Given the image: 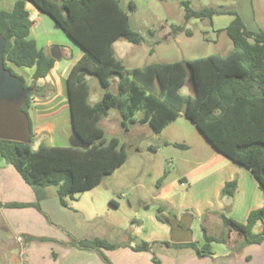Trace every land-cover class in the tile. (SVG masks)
I'll return each instance as SVG.
<instances>
[{"label":"trees","instance_id":"16d2710c","mask_svg":"<svg viewBox=\"0 0 264 264\" xmlns=\"http://www.w3.org/2000/svg\"><path fill=\"white\" fill-rule=\"evenodd\" d=\"M47 13L85 51L71 69L67 89L71 103V131L90 146L50 145L42 142L33 146L35 131L30 117L34 88L37 81L53 69L56 59L39 48L30 36L33 21L26 8V0H17L13 10L0 9V63L1 69L29 90L21 104L28 121L26 140L13 139L0 131V155L20 172L36 194L32 202H2L0 208L34 207L42 212V201L50 197L49 187L64 206L67 198L93 189L103 178L121 167L128 158L126 145L119 137H108L101 120L112 107L121 114V125L128 130L133 122L148 123L156 132L163 131L184 115L190 119L219 152L233 161L248 167L264 190V29L249 28L241 14L227 6L194 8L188 0L185 6L186 23L192 18H213L214 15L231 14V23L225 30L233 42L227 53H212L187 60L152 63L144 67H128L116 54L114 43L121 37L140 44L145 35L133 29L129 10L121 0H29ZM135 3H130V9ZM175 35L191 31L185 25H173ZM150 36L154 35L149 30ZM154 52V48L151 49ZM34 68L32 81L18 73L14 67ZM96 75L105 89L97 102L90 101L87 75ZM119 76L118 90H109L113 75ZM189 79L193 93H184ZM176 146L186 147L183 143ZM166 172L159 180L165 178ZM237 177L227 181L221 197L233 198ZM166 204L158 207V218ZM228 204L221 211L223 223L240 232L246 244L264 241V206L253 210L247 221L226 216ZM164 220H166L164 218ZM263 223L261 231L254 228ZM206 242L198 247L196 242L171 243L142 240L135 249L153 251L158 245L192 247L199 255L211 254V242L222 239L209 235L203 225ZM24 246L32 241H49L52 238L23 234ZM69 245L86 250H97L108 264H114L105 250L118 247L105 238L71 237Z\"/></svg>","mask_w":264,"mask_h":264},{"label":"crops","instance_id":"0c3cea01","mask_svg":"<svg viewBox=\"0 0 264 264\" xmlns=\"http://www.w3.org/2000/svg\"><path fill=\"white\" fill-rule=\"evenodd\" d=\"M16 1L0 0V9L11 11ZM26 8L33 21L30 36L36 40L39 48L45 49V43H41L39 39L46 33L44 31L46 26H53L48 20L50 16L29 0H26ZM55 25L57 26L56 23ZM47 44H52L51 39H47ZM64 44L66 45H60V57L55 58V65L49 72L50 74L59 71L60 81L63 83L61 89L57 90L54 84L50 83L52 81L45 80L44 77L37 81L39 89L34 88L35 94L29 113L35 131L36 146L33 145L35 148L42 142L60 146L77 143L71 131V103L66 81L72 67L80 59L85 58V51L74 40ZM48 53L51 55V52ZM69 56L72 58L71 61L63 60L64 57ZM33 72L34 68H29L27 73L29 82L32 81ZM90 75H87V79ZM66 127L70 128V133L63 136L62 133ZM127 131L144 135L155 130L148 123L136 121L130 124ZM58 132H61L60 136L63 139L67 136L71 143H57ZM199 133L203 135L200 131ZM170 142L180 143L167 141V144ZM151 147L156 148L155 145ZM189 147L186 144V147L182 148ZM213 149L209 157L204 156L197 162L191 163L189 169L183 172L181 181L187 182L186 189L173 192L171 188H167L160 191L159 198L166 204L164 210L172 212L175 209L177 212L174 225L173 220L168 217H165L164 222L157 217L158 206L156 205L140 216L143 226H147L151 231L139 232L138 241L134 242L133 238H122L119 242H115L108 237H100L120 244L115 249L105 250L114 264H264V241L246 244L240 232L224 225L220 213L225 206L231 204L226 216L247 221L253 210L264 206V190L248 167L231 160L214 147ZM203 171L206 173L202 174ZM236 177L238 184L234 197H226L224 201H221L222 188L227 181ZM35 200L36 194L31 185L25 181L14 165L6 163L0 155V201L32 202ZM111 202L117 207L120 206V202L116 199H111ZM42 210L40 212L34 207L0 208V264H108L97 250H86L69 245L70 238L75 236L66 232L62 226L55 224L43 206ZM188 216L194 218V221L187 224L185 217ZM203 225L206 226L209 235L222 239V241L211 242V254L199 255L192 247H175L166 244L154 247L153 251L135 249L142 240L181 244L196 242L198 247H202L206 242ZM262 227L263 223L259 222L254 228L255 232L261 231ZM175 232L183 234V237ZM23 234L49 237L52 240L32 241L24 246Z\"/></svg>","mask_w":264,"mask_h":264},{"label":"rangeland","instance_id":"374dc122","mask_svg":"<svg viewBox=\"0 0 264 264\" xmlns=\"http://www.w3.org/2000/svg\"><path fill=\"white\" fill-rule=\"evenodd\" d=\"M184 0H121L122 5L129 10L131 25L147 38L137 44L124 37L118 39L114 45L116 54L128 67H144L152 63L173 62L187 60L201 55L212 53H227L233 47V42L225 30L234 16L231 14L214 15L213 18H192L186 23ZM194 8L205 6H227L236 9L251 29H264V0H188ZM135 3V8L130 9V3ZM53 26H46V33L40 36L41 43L47 52L60 45H66L73 39L61 27H57L54 20L48 17ZM173 25H185L191 31L175 35ZM149 30L154 32L150 36ZM48 31V32H47ZM51 39L52 44H47ZM154 52L151 53V49ZM71 57L63 60L71 61ZM14 67V66H13ZM15 70L29 78L27 67H14ZM59 71L44 77L50 80L57 90L63 83L60 81ZM119 76L113 75L109 90L117 92ZM30 81V80H28ZM88 82L91 89V101L96 102L102 98L105 89L101 86L96 75H90ZM7 80L0 74V131L9 134L15 133L14 121L20 126L22 120L12 114L6 106ZM193 83L189 79L184 87V93H192ZM11 110H14L11 108ZM13 112V111H12ZM121 114L117 108L112 107L109 114L101 120V125L108 137L117 136L125 142L128 153L127 161L112 174L103 178L97 187L76 194V199L67 198L69 206H63L56 193V187H50L51 196L42 202V206L50 215L55 224L62 226L66 232L76 238L108 237L111 241L119 242L122 238H133L138 241L137 234L151 231L143 226L141 215L165 202L159 198L162 189L171 188L173 192L186 189L181 185L182 174L202 157H209L213 147L206 138L199 133L196 125L187 117L181 116L166 130L158 133L151 131L148 134H138L125 130L121 123ZM2 124V125H1ZM70 128H65L62 135H69ZM57 134V143L70 144L66 136L61 138ZM167 141H178L189 145L188 149L178 147ZM36 146V141L33 144ZM155 145L156 148H152ZM209 170H207L208 172ZM166 172L165 178L159 180ZM206 171L202 172V174ZM201 174V175H202ZM111 199L120 202L115 206ZM221 201L224 198L221 197ZM231 205V204H230ZM158 207L156 215H158ZM173 208V206H172ZM178 209V208H177ZM221 213V212H220ZM164 218L173 220L177 212L167 209L160 212ZM158 217V216H157ZM185 223L193 222L194 218L185 217ZM149 229V230H148ZM183 237V234L175 232ZM156 249V248H155Z\"/></svg>","mask_w":264,"mask_h":264},{"label":"water","instance_id":"95a60500","mask_svg":"<svg viewBox=\"0 0 264 264\" xmlns=\"http://www.w3.org/2000/svg\"><path fill=\"white\" fill-rule=\"evenodd\" d=\"M59 53H60L59 47H55L51 50V55L56 59L60 57ZM1 66H0V74L5 77L8 84L7 87H9V90L6 91L5 94L7 100L4 103H6V106L8 105L7 107H9V110L12 114L16 115V117H19L22 120L20 126L17 125L15 121L13 122L15 125V128L13 129L15 130V133L12 134H9L7 132L4 133L9 138L26 140L29 134V128H28L27 118L21 110V104L23 103L25 96L29 90H23L22 83L19 80L11 77L7 72H4V70L1 69ZM10 106L14 110H11ZM76 140H77L76 145H80L83 147L90 146V143L83 142L79 136H76Z\"/></svg>","mask_w":264,"mask_h":264},{"label":"built area","instance_id":"2783aa9c","mask_svg":"<svg viewBox=\"0 0 264 264\" xmlns=\"http://www.w3.org/2000/svg\"><path fill=\"white\" fill-rule=\"evenodd\" d=\"M181 185H182V186H186V185H187V182H186L185 180H182V181H181Z\"/></svg>","mask_w":264,"mask_h":264}]
</instances>
